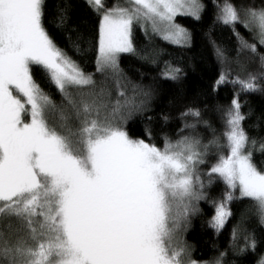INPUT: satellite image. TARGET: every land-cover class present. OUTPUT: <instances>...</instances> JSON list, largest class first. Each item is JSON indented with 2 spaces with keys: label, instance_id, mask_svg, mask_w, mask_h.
<instances>
[{
  "label": "snow or ice",
  "instance_id": "1",
  "mask_svg": "<svg viewBox=\"0 0 264 264\" xmlns=\"http://www.w3.org/2000/svg\"><path fill=\"white\" fill-rule=\"evenodd\" d=\"M88 2L98 12L104 8L103 0ZM131 3L103 12L97 71L116 74L119 54L135 51L134 21H151L154 30L158 21L166 23L164 38L186 43L187 31L172 21L178 14L199 19L203 7L199 0ZM43 6L44 0H0V216L17 218L26 231L14 244L0 233V257L8 264H182L174 233L196 210L194 202L205 198L197 166L215 142L205 145L184 136L175 143L165 139L161 148L130 138L120 121L137 109L134 102L117 101L101 118L106 106L87 99L91 93L84 91L94 83L92 76L53 42L43 24ZM249 15L264 44V11ZM218 19L227 25L240 17L225 3ZM244 46L255 52V45ZM33 65L41 66L63 94L78 127L68 124L72 117L64 110L59 127L49 124L57 106L33 79ZM179 72L169 66L163 75L176 79ZM255 79L236 82L255 91ZM225 82L222 74L217 84ZM225 118L228 155L207 173L209 183L217 174L230 189L210 222L217 230L230 215L227 202L237 188L240 197L257 203L264 219V170L246 150L249 137L238 99Z\"/></svg>",
  "mask_w": 264,
  "mask_h": 264
},
{
  "label": "trees",
  "instance_id": "2",
  "mask_svg": "<svg viewBox=\"0 0 264 264\" xmlns=\"http://www.w3.org/2000/svg\"><path fill=\"white\" fill-rule=\"evenodd\" d=\"M202 10L199 19L177 16L175 22L189 33V40L173 44L155 34L144 32L138 22L132 25L134 52L118 56V72L97 71L99 27L101 12L114 8H131V0H103L99 12L86 0H44L43 24L53 42L74 61L93 84L84 91L86 98L106 106L101 118L108 115L119 101L121 105L134 102L138 107L120 127L130 138L163 147L165 139L175 143L184 136L195 137L209 147L204 163L197 166L204 183V199L194 202L176 229L173 247L183 249L182 264H261L264 260V226L257 203L238 196L227 202L230 212L223 228L212 227L216 207L230 191L217 174L207 173L220 156L228 155L223 133L225 113L238 99L244 117L242 127L249 137L247 151L252 162L264 170V46L250 12L264 11V0H199ZM231 4L240 20L224 24L220 9ZM247 25V26H246ZM255 45V52L244 45ZM218 50L223 55L218 54ZM178 68L176 79L166 78L169 68ZM33 79L57 106L48 116L52 126L59 127V112L64 110L72 118L68 124L78 127L72 110L63 94L38 65L31 66ZM224 74L226 82L217 84ZM255 77L256 90L246 91L236 81ZM69 92L76 95L75 89ZM120 92L124 95L121 96ZM189 110L199 117L184 115ZM186 125H195L194 128ZM255 141V144L252 143ZM0 233L10 244L26 236L22 224L15 217L0 216ZM31 243V241H29ZM0 264L8 261L0 257Z\"/></svg>",
  "mask_w": 264,
  "mask_h": 264
},
{
  "label": "rangeland",
  "instance_id": "3",
  "mask_svg": "<svg viewBox=\"0 0 264 264\" xmlns=\"http://www.w3.org/2000/svg\"><path fill=\"white\" fill-rule=\"evenodd\" d=\"M87 2H88V0H86ZM92 5V4H91ZM93 6V5H92ZM94 7V6H93ZM95 8V7H94ZM254 11H256V12H260V11H257V10H254ZM200 14V13H199ZM100 15H101V19H102V15H103V12H101L100 13ZM177 16H190V17H194V16H191V15H184V14H178V15H176L175 17H174V19H173V21H172V23H174V24H176V25H178L176 22H175V18L177 17ZM195 18V17H194ZM100 23H101V21H100ZM138 24L140 25V27H141V29L144 31V32H146L147 34H155V35H157V36H160V37H162L163 39H165L164 38V35H165V30H166V23H161V22H157V29L158 30H154V28H153V25H152V22L151 21H146V20H141V21H139L138 22ZM181 27V26H180ZM183 28V27H182ZM183 29H185V28H183ZM186 30V29H185ZM187 31V30H186ZM187 33H188V31H187ZM257 34H258V38H259V33H258V31H257ZM188 35H189V33H188ZM260 39V38H259ZM165 40H167V39H165ZM189 40V39H188ZM167 41H169V42H171L170 40H167ZM171 43H173V42H171ZM173 44H176V43H173ZM181 44H184V43H181ZM181 44H178V45H181ZM262 44V43H261ZM263 46H264V44H262ZM98 46H99V43H98ZM122 54V53H121ZM97 57H98V55H97ZM14 94H16L15 92H14ZM26 120H27V117H26ZM238 196L240 197V193H239V189H238ZM262 223H263V226H264V219H262ZM264 261V260H263Z\"/></svg>",
  "mask_w": 264,
  "mask_h": 264
}]
</instances>
